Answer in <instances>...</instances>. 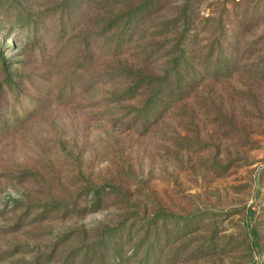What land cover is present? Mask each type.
I'll list each match as a JSON object with an SVG mask.
<instances>
[{
  "label": "rangeland",
  "instance_id": "obj_1",
  "mask_svg": "<svg viewBox=\"0 0 264 264\" xmlns=\"http://www.w3.org/2000/svg\"><path fill=\"white\" fill-rule=\"evenodd\" d=\"M0 264H264V0H0Z\"/></svg>",
  "mask_w": 264,
  "mask_h": 264
}]
</instances>
